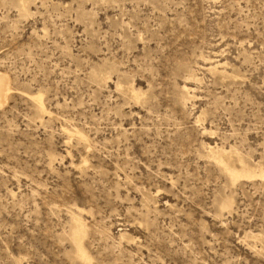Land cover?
Listing matches in <instances>:
<instances>
[{
	"label": "rangeland",
	"instance_id": "374dc122",
	"mask_svg": "<svg viewBox=\"0 0 264 264\" xmlns=\"http://www.w3.org/2000/svg\"><path fill=\"white\" fill-rule=\"evenodd\" d=\"M0 71L45 109L0 108V264H80L78 208L97 264H264V182L206 155L264 158V0H0Z\"/></svg>",
	"mask_w": 264,
	"mask_h": 264
},
{
	"label": "bare ground",
	"instance_id": "6f19581e",
	"mask_svg": "<svg viewBox=\"0 0 264 264\" xmlns=\"http://www.w3.org/2000/svg\"><path fill=\"white\" fill-rule=\"evenodd\" d=\"M214 69L217 70L218 67L214 66ZM93 79L100 80L102 79V76L100 73H95V75H93ZM119 88L120 87H118V89ZM14 91L20 92L19 90H14L11 87L9 76L0 71V108L5 105L9 96ZM127 92L130 99L134 101L139 102L142 99L143 94L136 91L134 88H131ZM20 93L36 105L37 113L45 111L44 95L40 90L36 92L21 91ZM120 93L123 94L122 92ZM68 135L71 137L77 136L81 141L88 143V138L79 131H75L74 133L68 132ZM206 155L207 158L219 169L220 173L224 175L228 186L231 188L242 182H264V158L258 162H251L246 160L241 154L225 151L217 145L214 147L207 146ZM217 206L221 212L228 211L231 213L234 207L233 192H231L230 195H223L220 197ZM82 212L83 210L78 208V214L72 213L71 215L72 224L69 241L73 249L72 258L80 264H97L85 248V241L88 237V233L80 216ZM243 239L246 241L248 240L249 242L259 243V252L264 256V231L257 232L255 234L250 231L243 237Z\"/></svg>",
	"mask_w": 264,
	"mask_h": 264
}]
</instances>
